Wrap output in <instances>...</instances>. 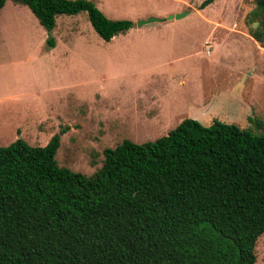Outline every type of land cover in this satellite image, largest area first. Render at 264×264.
<instances>
[{
	"label": "trees",
	"instance_id": "16d2710c",
	"mask_svg": "<svg viewBox=\"0 0 264 264\" xmlns=\"http://www.w3.org/2000/svg\"><path fill=\"white\" fill-rule=\"evenodd\" d=\"M8 1L29 8L50 34L59 17L80 13L105 42L134 24L109 19L92 0H0V11ZM246 24L264 47V0L254 1ZM257 132L186 119L154 141L107 148L92 175L59 165L62 132L45 146L20 137L0 146V264H257L264 131Z\"/></svg>",
	"mask_w": 264,
	"mask_h": 264
},
{
	"label": "rangeland",
	"instance_id": "374dc122",
	"mask_svg": "<svg viewBox=\"0 0 264 264\" xmlns=\"http://www.w3.org/2000/svg\"><path fill=\"white\" fill-rule=\"evenodd\" d=\"M92 1L132 29L105 42L87 13L59 17L50 34L25 6L0 11V146H45L62 132L59 165L92 175L107 148L154 141L186 119L264 131V47L246 24L255 0L204 10L205 0ZM257 256L264 264V236Z\"/></svg>",
	"mask_w": 264,
	"mask_h": 264
},
{
	"label": "water",
	"instance_id": "95a60500",
	"mask_svg": "<svg viewBox=\"0 0 264 264\" xmlns=\"http://www.w3.org/2000/svg\"><path fill=\"white\" fill-rule=\"evenodd\" d=\"M182 17V16H181ZM174 18H176V16H170L168 19H159V18H149L148 20L145 21H141L139 23V26L142 25H148V24H152V23H163L166 22L168 20H173ZM180 18V16H177V19ZM53 34V33H52Z\"/></svg>",
	"mask_w": 264,
	"mask_h": 264
},
{
	"label": "crops",
	"instance_id": "0c3cea01",
	"mask_svg": "<svg viewBox=\"0 0 264 264\" xmlns=\"http://www.w3.org/2000/svg\"><path fill=\"white\" fill-rule=\"evenodd\" d=\"M112 41H113V40H112ZM112 41H111V42H112Z\"/></svg>",
	"mask_w": 264,
	"mask_h": 264
}]
</instances>
